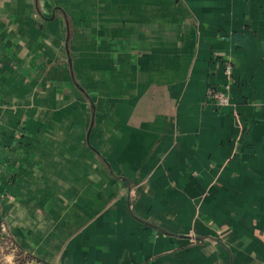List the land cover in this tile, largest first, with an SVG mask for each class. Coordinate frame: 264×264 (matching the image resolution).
Returning <instances> with one entry per match:
<instances>
[{
  "label": "crops",
  "instance_id": "0c3cea01",
  "mask_svg": "<svg viewBox=\"0 0 264 264\" xmlns=\"http://www.w3.org/2000/svg\"><path fill=\"white\" fill-rule=\"evenodd\" d=\"M0 264H264V0H0Z\"/></svg>",
  "mask_w": 264,
  "mask_h": 264
},
{
  "label": "built area",
  "instance_id": "2783aa9c",
  "mask_svg": "<svg viewBox=\"0 0 264 264\" xmlns=\"http://www.w3.org/2000/svg\"><path fill=\"white\" fill-rule=\"evenodd\" d=\"M231 70H232L231 66L227 65L225 68V72L228 76L231 75ZM208 95L214 100H216L220 105H228L231 101L228 91L219 90L214 87L208 88Z\"/></svg>",
  "mask_w": 264,
  "mask_h": 264
}]
</instances>
